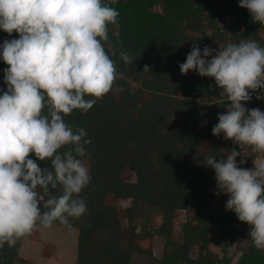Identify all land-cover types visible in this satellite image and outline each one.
<instances>
[{"label":"trees","instance_id":"16d2710c","mask_svg":"<svg viewBox=\"0 0 264 264\" xmlns=\"http://www.w3.org/2000/svg\"><path fill=\"white\" fill-rule=\"evenodd\" d=\"M109 6L120 15L118 26H109L104 47L124 78L116 81L119 90L86 114L74 110L64 117L91 140L86 145L90 155L82 158L91 182L80 194L88 211L71 219V228L79 232L77 264H133L139 255L150 257L149 264H264V252L249 237L250 226L226 210L230 197L220 192L214 169L206 165L207 156L226 161L227 153L236 150L238 167L250 169L257 153L212 134L230 102L214 79L182 75L179 67L195 46L184 41L201 53L208 47L213 55L242 40L264 47V26L239 7V0H117ZM18 38L0 30V53L5 40ZM122 51L133 58L131 64L121 59ZM145 65L150 71L143 72ZM7 67L0 57V94L7 91ZM250 95L245 108L263 103L256 99L258 91ZM30 158L42 170L51 168L50 161ZM127 170L134 173L133 181L123 178ZM120 204H126L123 210ZM181 213L188 217L177 232ZM228 237L249 246L237 262L224 247L222 255L211 251ZM155 238L163 242L160 257L153 247L141 245ZM23 239L0 249V264H19Z\"/></svg>","mask_w":264,"mask_h":264},{"label":"clouds","instance_id":"9594fccd","mask_svg":"<svg viewBox=\"0 0 264 264\" xmlns=\"http://www.w3.org/2000/svg\"><path fill=\"white\" fill-rule=\"evenodd\" d=\"M117 0H0V30L18 39L5 40L2 57L7 91L0 94V249L9 248L37 227H72L87 211L82 191L91 182L82 158L89 156L87 132L67 124L74 110L87 113L123 79L106 52L109 26H118ZM254 22L264 26V0H239ZM113 55L115 53L113 52ZM126 64L133 58L120 53ZM181 74L212 78L230 102L212 129L243 148L264 155V111L247 109L250 93L264 90V47L255 40L229 43L213 55L194 46ZM150 71L145 65L143 72ZM256 99H264L257 95ZM50 161L51 168L41 169ZM241 153L227 159L206 157L217 187L229 195L226 210L250 226L249 237L264 252V163L254 169L237 165ZM244 163V160H241ZM59 190L56 195L53 190Z\"/></svg>","mask_w":264,"mask_h":264},{"label":"rangeland","instance_id":"374dc122","mask_svg":"<svg viewBox=\"0 0 264 264\" xmlns=\"http://www.w3.org/2000/svg\"><path fill=\"white\" fill-rule=\"evenodd\" d=\"M222 26L224 24H221ZM184 44L193 46L191 42L184 41ZM190 74L198 75L197 72L189 71ZM226 98V97H225ZM209 148L208 145L204 149ZM86 164V163H85ZM255 165V163H253ZM88 167V165L86 164ZM253 166V165H252ZM252 166L250 169H252ZM123 178L127 181H133L135 179L134 173L125 171ZM126 204H120V210H123ZM185 213H181L176 221V230L180 231L181 226L187 219ZM123 221L126 222L123 215ZM126 225V223H124ZM126 233V228L124 229ZM215 236L217 235V229L211 231ZM78 236L79 232L75 228L67 227H52L50 229H44L37 227L30 235L24 237L21 246L20 254L17 258L19 264H77L78 253ZM141 245L145 248L149 246L153 247L154 256L160 257L163 247V242L159 238L153 240L142 241ZM221 247L228 249L229 256L233 257V261L237 262L242 255V248L249 251L248 244H239L236 240L232 241V237H228L224 241V245H212L211 251L222 255ZM243 249V250H244ZM197 254V252H195ZM150 257L139 255L138 258H134L133 264H149Z\"/></svg>","mask_w":264,"mask_h":264},{"label":"built area","instance_id":"2783aa9c","mask_svg":"<svg viewBox=\"0 0 264 264\" xmlns=\"http://www.w3.org/2000/svg\"><path fill=\"white\" fill-rule=\"evenodd\" d=\"M258 94L264 95V90H258ZM257 108L260 109L261 111H264V99H263V103L260 104ZM254 163L255 165L253 164L252 169H254L256 165H259L260 163H264V155L257 153Z\"/></svg>","mask_w":264,"mask_h":264}]
</instances>
